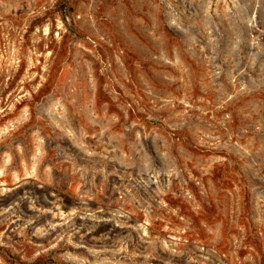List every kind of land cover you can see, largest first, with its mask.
<instances>
[{
  "label": "rangeland",
  "instance_id": "obj_1",
  "mask_svg": "<svg viewBox=\"0 0 264 264\" xmlns=\"http://www.w3.org/2000/svg\"><path fill=\"white\" fill-rule=\"evenodd\" d=\"M0 264H264V0H0Z\"/></svg>",
  "mask_w": 264,
  "mask_h": 264
}]
</instances>
